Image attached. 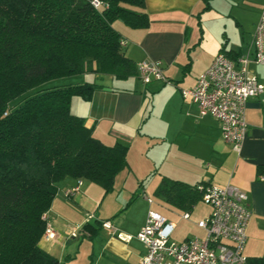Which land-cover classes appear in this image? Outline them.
<instances>
[{
  "label": "trees",
  "instance_id": "trees-1",
  "mask_svg": "<svg viewBox=\"0 0 264 264\" xmlns=\"http://www.w3.org/2000/svg\"><path fill=\"white\" fill-rule=\"evenodd\" d=\"M98 1L95 9L90 0H0V264H59L39 246L56 184L85 180L107 194L127 167L126 145H105L70 112L72 98L90 102L102 85L36 90L84 73L137 78L113 24L147 29L145 0ZM200 184L162 177L155 195L189 213L201 201Z\"/></svg>",
  "mask_w": 264,
  "mask_h": 264
},
{
  "label": "crops",
  "instance_id": "crops-1",
  "mask_svg": "<svg viewBox=\"0 0 264 264\" xmlns=\"http://www.w3.org/2000/svg\"><path fill=\"white\" fill-rule=\"evenodd\" d=\"M210 1L208 0V8L211 7ZM225 1L230 6L228 15L234 22V28L232 32L226 34L217 53L208 63L196 70L193 84L186 88L171 86L170 81L176 85L188 51L196 44L198 38L193 31L192 22L201 10L206 9L204 0H145L144 11L150 20L147 29L134 30L123 23L117 26L114 23L113 28L120 34L121 40L125 41L122 52L127 58L135 65L146 60L161 61L163 74L170 82L163 89L167 93L170 92L172 98L169 103L171 107H175L170 109L171 120L163 125L160 134L145 133L150 135V138L159 139L162 146H165L169 142L176 143L181 134L193 131L196 127V135L209 143L210 150L205 158H199L200 154L196 152V163L201 164L204 159L205 168L199 172L195 183H185L194 185L203 182L220 187L226 185L237 187L247 196L250 219L252 218L259 228H264V183L258 179L264 175V93L249 99L246 103L245 119L248 128L238 154L223 141L215 119L209 116L200 117L196 106L187 101L185 102L188 103V107L184 111L183 105H179L178 91L193 87L198 76L209 68L218 53H225L231 60H235L249 52L254 27L258 22L264 0ZM247 69L250 75L264 85V64L257 65L251 61ZM84 74H93L95 78L102 79L100 75L94 73ZM147 85L120 89L102 85L103 89L94 92L90 102L81 101L85 105L78 103L76 97L72 98L70 112L82 117L86 127L92 130L93 136L105 145L120 143L127 146V141L130 145L134 141L141 144L142 138L147 135L142 136L140 128L149 118L144 113ZM155 88L157 89L155 93L160 91L159 86ZM178 107L179 112L176 110ZM75 183V180L65 178L56 184V195L45 213L46 222L52 227L55 238L47 241L42 238L39 246L54 256L59 264H72L67 243L75 238L71 236L72 233H76L83 224L80 227L83 234L88 233L89 238L93 240L99 234L100 228L107 230L103 238L92 245L94 264H138L144 247L135 235L143 225L136 232L115 229V233L103 227L100 220H95L98 221L97 226L92 225L89 222L93 216L86 217L87 214L85 216L82 214L85 211L82 202L88 200L92 203L94 197L88 191L80 192V188L72 198L64 196V191L73 187ZM77 218L80 222L76 220ZM116 234H120V237Z\"/></svg>",
  "mask_w": 264,
  "mask_h": 264
},
{
  "label": "rangeland",
  "instance_id": "rangeland-1",
  "mask_svg": "<svg viewBox=\"0 0 264 264\" xmlns=\"http://www.w3.org/2000/svg\"><path fill=\"white\" fill-rule=\"evenodd\" d=\"M210 4L211 7L201 10L192 22L193 31L198 39L196 44L189 49L188 57H186L182 69L180 68L179 80L175 81L176 85L170 81L172 82L171 86L178 88L191 86L196 70L208 63L211 57L217 53L226 34L232 32L231 30L234 28V22L228 15L230 6L227 2L225 0L219 2L211 0ZM114 23H116L115 26L123 25L120 21ZM101 77L102 79H99L95 78L93 74H84L56 79L41 85L36 90L87 82L115 89L142 86L136 78L119 81L109 76ZM157 86L160 87V91L155 93ZM167 86V84H161L158 81L147 85L144 113L149 118L140 128L141 135H147V137L142 138L141 144L134 141L130 145L127 141V167L116 175L113 189L105 194L100 187L85 180L81 182L80 192L88 191L94 197L92 203L88 200L82 202L85 207L82 214H84L83 216L87 214L86 217L88 215L93 216L92 221L89 222L92 225L97 226L99 220L108 221L112 228L117 231L136 232L144 224L148 213L156 212L175 224V230L172 234V240L175 242L193 238L204 239L205 233L197 228L196 224L198 221L206 219L210 211L206 204L202 201L198 202L189 212L190 219L183 220L181 219L182 211L169 206L155 195V190L162 177H169L189 184L195 183L199 172L205 168L204 159H202L201 164L196 163V152L200 154L199 158H205L210 150L209 143L202 140L201 136L196 135V127L193 131L181 134L176 143L171 144L172 142H169L165 146H162V141L159 139L150 138L151 136L145 133L160 134L163 125L171 120L170 109L175 107L170 106L169 102L172 98L170 92L167 93L163 89ZM33 92L30 91L27 95ZM178 96L179 105H183L184 111L188 107V103L182 100L180 91H178ZM76 101L83 104L79 98H76ZM179 108H176L178 112ZM196 168L198 169L196 170ZM76 220L79 221L78 218ZM80 227L75 233L76 235H73L75 238L67 243L72 258L71 262L72 264H94L92 245L98 239H102L107 230L100 228L99 234L93 240L89 238L87 232V234H83ZM246 234L244 255L248 258L264 257V228H259L251 218Z\"/></svg>",
  "mask_w": 264,
  "mask_h": 264
},
{
  "label": "built area",
  "instance_id": "built-area-1",
  "mask_svg": "<svg viewBox=\"0 0 264 264\" xmlns=\"http://www.w3.org/2000/svg\"><path fill=\"white\" fill-rule=\"evenodd\" d=\"M90 4L95 9L101 6L98 0H90ZM120 45L124 46L125 41L122 40ZM251 61L264 64V5L254 27L248 54L231 60L218 53L209 68L198 76L195 85L180 91L182 100L194 104L200 117L209 116L218 122L223 141L237 154L248 128L246 103L264 93V85L249 74L247 66ZM136 70L143 85L154 81L170 84L163 74L161 61H142L136 65ZM258 179L264 183V175ZM81 182L78 180L65 190L64 196L72 198L79 191ZM197 190L201 201L210 209L206 219L196 224L205 233L204 239L175 242L172 240L175 224L156 212H149L136 235L144 247L138 264H249L244 249L251 213L245 193L232 185L200 184ZM181 219L189 220L190 214L184 212ZM42 220L46 223L42 238L53 240L55 233L46 222L45 214ZM102 226L115 233L108 221ZM116 236L120 237V234Z\"/></svg>",
  "mask_w": 264,
  "mask_h": 264
}]
</instances>
